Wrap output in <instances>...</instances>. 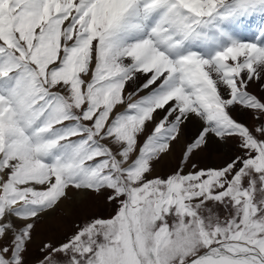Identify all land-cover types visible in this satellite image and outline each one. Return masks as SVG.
Listing matches in <instances>:
<instances>
[{"label": "snow or ice", "instance_id": "1", "mask_svg": "<svg viewBox=\"0 0 264 264\" xmlns=\"http://www.w3.org/2000/svg\"><path fill=\"white\" fill-rule=\"evenodd\" d=\"M73 191L113 213L33 264H264V0H0V264Z\"/></svg>", "mask_w": 264, "mask_h": 264}, {"label": "rangeland", "instance_id": "2", "mask_svg": "<svg viewBox=\"0 0 264 264\" xmlns=\"http://www.w3.org/2000/svg\"><path fill=\"white\" fill-rule=\"evenodd\" d=\"M234 117L237 118L240 122L245 123L246 126H248L250 129L255 128L259 123L254 115L249 121L240 120L236 116ZM182 135L183 137L179 140L180 143L176 142L177 144H174L175 147L172 146V151L168 155L163 156L154 165L155 170H158V173H156L155 175H164L176 168L179 160L181 159L182 152L186 144L191 142V140L195 136L188 130H182ZM228 142L229 143L225 142L224 144L219 146H211V144L208 143L207 147L193 154L192 162L201 165H207L210 167L217 166L222 159L227 158L236 151L235 142ZM113 208L114 205L107 202L106 194L87 192L86 195L82 197L75 196L71 201L68 202L66 208L60 210L61 213H58L59 210L57 209L55 212L46 215L44 219L38 223L36 230L33 233L32 241L29 243L28 250L25 254L26 260L29 262V264H33L35 258L41 256L40 250L37 252V254H35V251L34 253H32V245L35 237L38 234L41 237V241H61L73 230L74 223H83L90 217L94 216L108 217L113 213ZM52 214L54 216H52ZM221 215L223 216V213H221ZM60 223H62V225ZM60 226H70L72 228L69 232H67V229L63 231L59 230ZM35 244L37 243H34V245Z\"/></svg>", "mask_w": 264, "mask_h": 264}, {"label": "bare ground", "instance_id": "3", "mask_svg": "<svg viewBox=\"0 0 264 264\" xmlns=\"http://www.w3.org/2000/svg\"><path fill=\"white\" fill-rule=\"evenodd\" d=\"M128 90L131 91V88L129 87ZM232 114H233L234 116L238 117L240 120H244V121H249V120L252 118V116L254 115V114H253L252 112H250V111H243V112H242V111H240L239 109L233 110V113H232ZM200 127H201V122H200L199 120L193 118L190 122H188V123L183 127V131H184V130H188L189 132H191L192 134L195 135ZM182 137H183V135H182V133H181L180 138H182ZM186 137H187V135H186ZM179 140H180V139H179ZM178 143H180V141H178ZM209 143L211 144V146H212V145H214V146H219V145L224 144V143H221V142H219L218 140H216L214 137H212V138L209 139ZM227 143H229V142H227ZM176 144H177V143H176ZM183 145H184V144H183ZM173 146L175 147V145H173ZM173 156H174V155H173ZM167 168H168V167H167ZM159 169H160V168H159ZM169 170H170V169H169ZM156 173H158V170H155L154 175H155ZM163 173H164V172H163ZM86 193H87V192H77V191L70 192V193H69V199L62 201L61 204L59 205V207H58L59 212H58V213H61L60 210L66 208L68 202L71 201L75 196L82 197V196L86 195ZM52 216H54V215L52 214ZM56 220H57V219H56ZM58 224H59V223H58ZM60 224L62 225V223H60ZM71 228H72V227H70V226H68V227H62V226H60L59 230L63 231V230H66V229H67V232H69ZM38 237H39V238H38ZM57 241H58V240H57ZM42 242H43V241H41V237H40V235L38 234V235L35 237L34 242H33V245H32V248H33V249H32V250H33L32 253H34V251H35V252H36L35 254H37V252L40 250V247H41V243H42ZM34 243H37V244L34 245Z\"/></svg>", "mask_w": 264, "mask_h": 264}]
</instances>
